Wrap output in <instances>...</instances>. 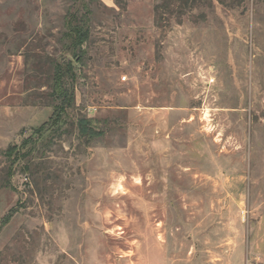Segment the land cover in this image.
I'll use <instances>...</instances> for the list:
<instances>
[{"label":"rangeland","instance_id":"rangeland-1","mask_svg":"<svg viewBox=\"0 0 264 264\" xmlns=\"http://www.w3.org/2000/svg\"><path fill=\"white\" fill-rule=\"evenodd\" d=\"M0 264H264V0H0Z\"/></svg>","mask_w":264,"mask_h":264},{"label":"trees","instance_id":"trees-1","mask_svg":"<svg viewBox=\"0 0 264 264\" xmlns=\"http://www.w3.org/2000/svg\"><path fill=\"white\" fill-rule=\"evenodd\" d=\"M67 31L66 36L68 40L67 50L72 54L75 61H79L83 54L82 46L88 35V27L85 22L81 23L75 15L68 13L65 18ZM81 54V55H80ZM76 75L71 61H58L54 65L52 71V80L54 88L52 91L56 105L54 106V113L42 126L52 127L57 125L67 112L74 107V86Z\"/></svg>","mask_w":264,"mask_h":264},{"label":"built area","instance_id":"built-area-1","mask_svg":"<svg viewBox=\"0 0 264 264\" xmlns=\"http://www.w3.org/2000/svg\"><path fill=\"white\" fill-rule=\"evenodd\" d=\"M124 80V79H123Z\"/></svg>","mask_w":264,"mask_h":264}]
</instances>
